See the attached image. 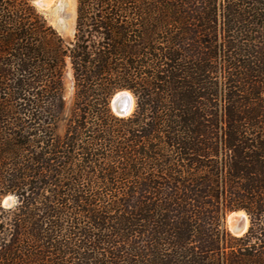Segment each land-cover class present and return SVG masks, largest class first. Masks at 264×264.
Masks as SVG:
<instances>
[{
    "label": "trees",
    "instance_id": "trees-1",
    "mask_svg": "<svg viewBox=\"0 0 264 264\" xmlns=\"http://www.w3.org/2000/svg\"><path fill=\"white\" fill-rule=\"evenodd\" d=\"M0 264H264V0H0Z\"/></svg>",
    "mask_w": 264,
    "mask_h": 264
},
{
    "label": "rangeland",
    "instance_id": "rangeland-1",
    "mask_svg": "<svg viewBox=\"0 0 264 264\" xmlns=\"http://www.w3.org/2000/svg\"><path fill=\"white\" fill-rule=\"evenodd\" d=\"M32 1L41 11L45 13L51 24H53L60 31L64 38L73 39L75 33L78 0H52L51 2L49 1L50 4H48L46 7L41 5L42 3L40 0ZM69 74H71L70 71ZM67 88V98L69 99L72 93V85L70 82L68 83ZM65 127V121H61L56 132L65 133ZM5 202L7 203L8 200L5 199ZM225 222L228 230L231 232L226 219Z\"/></svg>",
    "mask_w": 264,
    "mask_h": 264
},
{
    "label": "water",
    "instance_id": "water-1",
    "mask_svg": "<svg viewBox=\"0 0 264 264\" xmlns=\"http://www.w3.org/2000/svg\"><path fill=\"white\" fill-rule=\"evenodd\" d=\"M45 7V6H44ZM133 109L131 110L132 106ZM110 106L112 111L121 117L130 115L135 108V98L133 94L128 90H119L111 98ZM242 210H232L226 216V221L228 222L229 215L232 213H238ZM248 229V228H247ZM245 229V223L243 217L234 216L233 217V230L231 232L235 235H241L247 231Z\"/></svg>",
    "mask_w": 264,
    "mask_h": 264
},
{
    "label": "bare ground",
    "instance_id": "bare-ground-1",
    "mask_svg": "<svg viewBox=\"0 0 264 264\" xmlns=\"http://www.w3.org/2000/svg\"><path fill=\"white\" fill-rule=\"evenodd\" d=\"M49 1L51 2L52 0H40V2L42 3L41 5L45 7L48 6V4H50ZM133 107L134 105L132 106L131 110L133 109ZM234 216L243 217L244 223H245V229L248 228V225H249L248 216L246 215L244 211H239L238 213H232L229 215L228 224H229L230 230H233V217Z\"/></svg>",
    "mask_w": 264,
    "mask_h": 264
}]
</instances>
